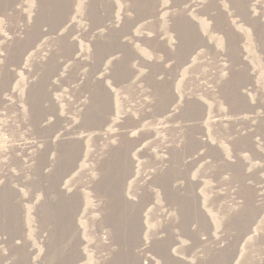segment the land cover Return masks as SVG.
Returning a JSON list of instances; mask_svg holds the SVG:
<instances>
[{
	"label": "rangeland",
	"instance_id": "374dc122",
	"mask_svg": "<svg viewBox=\"0 0 264 264\" xmlns=\"http://www.w3.org/2000/svg\"><path fill=\"white\" fill-rule=\"evenodd\" d=\"M0 264H264V0H0Z\"/></svg>",
	"mask_w": 264,
	"mask_h": 264
},
{
	"label": "bare ground",
	"instance_id": "6f19581e",
	"mask_svg": "<svg viewBox=\"0 0 264 264\" xmlns=\"http://www.w3.org/2000/svg\"><path fill=\"white\" fill-rule=\"evenodd\" d=\"M14 4V3H13ZM18 4V3H17ZM12 6H14V7H12ZM12 7V8H11ZM16 7V4L15 5H12L11 3L10 4H8V5H4V8L2 7V9H3V12H4V14H7L8 12H12L13 11V9ZM9 8H11V9H9ZM18 8V7H17ZM9 14V13H8ZM52 17H54V16H52ZM52 17H47L48 19H47V21H49L50 20V18H52ZM53 20V19H52ZM51 20V21H52ZM46 22V21H45ZM55 23V22H54ZM51 24H52V22H51ZM33 114V113H32ZM37 115V118H39L38 117V114H36ZM36 115L34 114V117H33V119H32V121H31V126H33V127H35L36 125H37V123L38 122H36V121H38V120H36Z\"/></svg>",
	"mask_w": 264,
	"mask_h": 264
}]
</instances>
